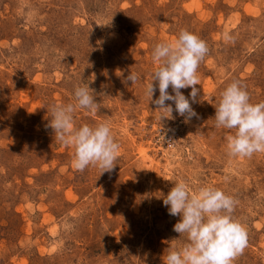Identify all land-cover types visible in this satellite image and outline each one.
<instances>
[{
	"label": "rangeland",
	"instance_id": "rangeland-1",
	"mask_svg": "<svg viewBox=\"0 0 264 264\" xmlns=\"http://www.w3.org/2000/svg\"><path fill=\"white\" fill-rule=\"evenodd\" d=\"M181 29L208 48L187 122L145 94L152 46ZM233 80L264 101V0H0V264H162L187 242L161 198L180 179L235 199L247 243L231 264H264V151L230 157L234 130L214 127ZM81 83L98 106L77 108L74 126L107 121L120 145L102 174L74 169L47 127V108L75 103Z\"/></svg>",
	"mask_w": 264,
	"mask_h": 264
},
{
	"label": "clouds",
	"instance_id": "clouds-1",
	"mask_svg": "<svg viewBox=\"0 0 264 264\" xmlns=\"http://www.w3.org/2000/svg\"><path fill=\"white\" fill-rule=\"evenodd\" d=\"M225 39L231 37L225 34ZM207 52L206 42L187 29L179 30L171 40L152 46L154 67L145 94L158 106L156 110L168 114L166 118L174 119V110L184 117L185 122L198 115L190 100L197 102V69ZM126 79L133 84L143 77L130 71ZM154 81L157 82L159 96L152 100L156 91ZM170 86L174 95L167 91ZM182 88H191L187 98L180 91ZM72 95L75 103H53L47 108L50 112L47 127L53 130L61 144L73 149L74 169L83 171L96 166L102 170L101 174L111 170L119 158L120 145L114 138L110 123L100 121L75 127L73 113L76 109L94 113L98 103L88 83L74 86ZM165 101H172L175 109ZM214 108V127L234 130L233 134L225 137L227 155L247 157L264 151V101L252 103L246 87L233 80L219 93ZM161 198L168 213L180 217L173 230L187 239L180 247H169L161 257L162 264H231L232 259L243 251L247 243L246 229L233 216L236 201L232 196L210 184H202L192 190L180 179L173 182V187L167 195L162 193Z\"/></svg>",
	"mask_w": 264,
	"mask_h": 264
}]
</instances>
